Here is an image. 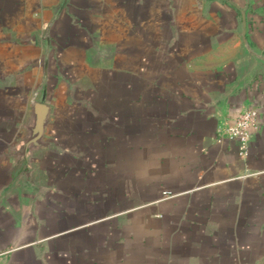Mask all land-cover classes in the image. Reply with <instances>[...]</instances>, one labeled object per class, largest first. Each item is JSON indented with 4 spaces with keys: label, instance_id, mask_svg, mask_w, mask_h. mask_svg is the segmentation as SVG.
I'll return each instance as SVG.
<instances>
[{
    "label": "crops",
    "instance_id": "obj_1",
    "mask_svg": "<svg viewBox=\"0 0 264 264\" xmlns=\"http://www.w3.org/2000/svg\"><path fill=\"white\" fill-rule=\"evenodd\" d=\"M33 102L49 112L24 152ZM243 108L257 124L240 157L218 128ZM5 250L264 264V0H0Z\"/></svg>",
    "mask_w": 264,
    "mask_h": 264
},
{
    "label": "built area",
    "instance_id": "obj_2",
    "mask_svg": "<svg viewBox=\"0 0 264 264\" xmlns=\"http://www.w3.org/2000/svg\"><path fill=\"white\" fill-rule=\"evenodd\" d=\"M257 124V112L252 108H243L234 118L233 122L218 128L219 140L227 138L237 145L238 155H248L253 130ZM169 195H166V197ZM11 250L0 252V259L8 255Z\"/></svg>",
    "mask_w": 264,
    "mask_h": 264
},
{
    "label": "water",
    "instance_id": "obj_3",
    "mask_svg": "<svg viewBox=\"0 0 264 264\" xmlns=\"http://www.w3.org/2000/svg\"><path fill=\"white\" fill-rule=\"evenodd\" d=\"M32 109L34 118L32 126L30 127V135L22 146L24 152L42 146V137L47 123L49 105L43 102H33Z\"/></svg>",
    "mask_w": 264,
    "mask_h": 264
}]
</instances>
